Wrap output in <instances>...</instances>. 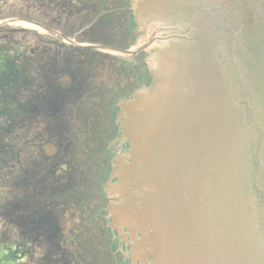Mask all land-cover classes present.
<instances>
[{"label": "water", "instance_id": "95a60500", "mask_svg": "<svg viewBox=\"0 0 264 264\" xmlns=\"http://www.w3.org/2000/svg\"><path fill=\"white\" fill-rule=\"evenodd\" d=\"M133 2L153 78L124 120L128 258L264 264V0Z\"/></svg>", "mask_w": 264, "mask_h": 264}, {"label": "flooded vegetation", "instance_id": "af4514ba", "mask_svg": "<svg viewBox=\"0 0 264 264\" xmlns=\"http://www.w3.org/2000/svg\"><path fill=\"white\" fill-rule=\"evenodd\" d=\"M144 36L133 0H0V264L134 263L117 185Z\"/></svg>", "mask_w": 264, "mask_h": 264}, {"label": "rangeland", "instance_id": "374dc122", "mask_svg": "<svg viewBox=\"0 0 264 264\" xmlns=\"http://www.w3.org/2000/svg\"><path fill=\"white\" fill-rule=\"evenodd\" d=\"M141 40V39H140Z\"/></svg>", "mask_w": 264, "mask_h": 264}]
</instances>
